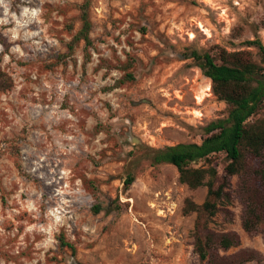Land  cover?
<instances>
[{
	"label": "rangeland",
	"instance_id": "obj_1",
	"mask_svg": "<svg viewBox=\"0 0 264 264\" xmlns=\"http://www.w3.org/2000/svg\"><path fill=\"white\" fill-rule=\"evenodd\" d=\"M83 4L86 64L84 40L67 46ZM256 38L264 0H0V69L13 80L0 91V264H201L197 215L183 207L207 187L147 154L201 142L228 116L191 52L249 49L259 60L246 43ZM227 162L216 156L220 174ZM238 182L232 220L219 213L209 226L240 234L226 254L253 249L244 264H264V222L242 227Z\"/></svg>",
	"mask_w": 264,
	"mask_h": 264
},
{
	"label": "trees",
	"instance_id": "obj_2",
	"mask_svg": "<svg viewBox=\"0 0 264 264\" xmlns=\"http://www.w3.org/2000/svg\"><path fill=\"white\" fill-rule=\"evenodd\" d=\"M82 19L81 29L67 46L72 50L78 41L84 40L86 64L90 60L88 49L93 44L92 22L86 4L82 5ZM246 43L257 47L259 60L254 59L249 49L218 47L214 52L194 50L190 54L211 79L214 94L227 103L228 116L209 123L201 142L151 148L147 154L155 164L175 165L180 181L190 188L207 187L202 203L187 198L183 207L185 214L197 215L194 250L201 264H244L257 257L253 249L226 254L241 245L240 234L234 230L217 231L209 226L219 213L232 220L229 207L233 201L231 181L234 176L239 177L242 227L248 233H254L264 222V117L253 118L264 104V43L259 38ZM12 85V77L0 69V91L8 90ZM220 153L228 159L222 174L214 164ZM134 180V174L129 173L127 188ZM101 210L100 203L94 206L95 212ZM62 244L75 251V247L64 239Z\"/></svg>",
	"mask_w": 264,
	"mask_h": 264
},
{
	"label": "bare ground",
	"instance_id": "obj_3",
	"mask_svg": "<svg viewBox=\"0 0 264 264\" xmlns=\"http://www.w3.org/2000/svg\"><path fill=\"white\" fill-rule=\"evenodd\" d=\"M207 90H210V89H207Z\"/></svg>",
	"mask_w": 264,
	"mask_h": 264
}]
</instances>
